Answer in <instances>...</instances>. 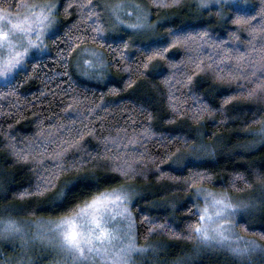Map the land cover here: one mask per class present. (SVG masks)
<instances>
[{
  "label": "clouds",
  "instance_id": "clouds-1",
  "mask_svg": "<svg viewBox=\"0 0 264 264\" xmlns=\"http://www.w3.org/2000/svg\"><path fill=\"white\" fill-rule=\"evenodd\" d=\"M0 264H264V0H0Z\"/></svg>",
  "mask_w": 264,
  "mask_h": 264
},
{
  "label": "snow or ice",
  "instance_id": "snow-or-ice-1",
  "mask_svg": "<svg viewBox=\"0 0 264 264\" xmlns=\"http://www.w3.org/2000/svg\"><path fill=\"white\" fill-rule=\"evenodd\" d=\"M69 224H70V227H71V226H72V222L70 221ZM69 235H70L71 237H75V232L72 231V232L69 233Z\"/></svg>",
  "mask_w": 264,
  "mask_h": 264
}]
</instances>
